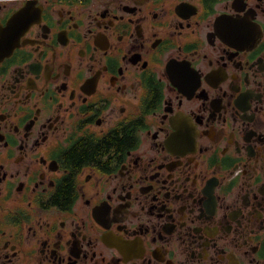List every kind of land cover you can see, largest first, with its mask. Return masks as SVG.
Returning <instances> with one entry per match:
<instances>
[{"label":"flooded vegetation","instance_id":"af4514ba","mask_svg":"<svg viewBox=\"0 0 264 264\" xmlns=\"http://www.w3.org/2000/svg\"><path fill=\"white\" fill-rule=\"evenodd\" d=\"M0 264H264V0H0Z\"/></svg>","mask_w":264,"mask_h":264}]
</instances>
